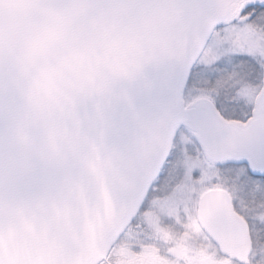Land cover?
I'll return each mask as SVG.
<instances>
[{
  "label": "snow or ice",
  "instance_id": "snow-or-ice-1",
  "mask_svg": "<svg viewBox=\"0 0 264 264\" xmlns=\"http://www.w3.org/2000/svg\"><path fill=\"white\" fill-rule=\"evenodd\" d=\"M0 264H264V0H0Z\"/></svg>",
  "mask_w": 264,
  "mask_h": 264
}]
</instances>
